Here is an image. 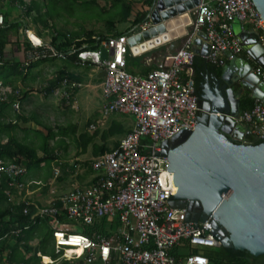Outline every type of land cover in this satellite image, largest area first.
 Returning <instances> with one entry per match:
<instances>
[{
  "label": "built area",
  "instance_id": "1",
  "mask_svg": "<svg viewBox=\"0 0 264 264\" xmlns=\"http://www.w3.org/2000/svg\"><path fill=\"white\" fill-rule=\"evenodd\" d=\"M7 0H0L3 4ZM29 2L30 0H25ZM194 18L183 43L172 55L171 63L144 75L127 71L128 37L132 30L102 41L95 51L79 54L75 63L81 67L88 63L103 71L101 89L105 99L103 120L90 124L96 131L104 126L112 114L130 115L134 119L131 130L118 144L90 162L92 179L85 186L75 185L68 192L35 205L33 217L50 218L57 259L41 257V264H57L60 260L83 257L88 264H209L207 253L222 246L214 230L213 213L197 220L189 218L197 213L189 201L183 208L173 207V200L161 199L169 190L167 156L164 143L182 131H193L203 111L200 94L196 93L194 59L196 34L203 31L207 37L208 61L217 64L225 56L230 62L244 57V48L233 33L232 24L239 21L245 28L258 33L264 47V20L253 0H192ZM23 12L24 7L15 3ZM28 18H20L21 68H27L40 59H64L75 49L63 52L39 35ZM0 12V26H4ZM150 25H140L145 29ZM102 49L108 56L101 58ZM242 57V58H243ZM1 64V62H0ZM253 72L264 84V67L254 64ZM62 84L70 93L81 83L64 79ZM0 81V100L7 101L20 90H11ZM250 110L229 116L236 125H246L253 138L264 140V101L253 98ZM14 109L18 104L13 105ZM220 115L219 113H217ZM26 169L17 163L0 158V183L5 179L13 188L21 187L18 178ZM7 194H10L7 192ZM23 214H30L31 202L23 200ZM105 220L110 233L92 235L75 229L99 226ZM15 231H12L14 233ZM185 252V253H184ZM46 257L49 259L46 261Z\"/></svg>",
  "mask_w": 264,
  "mask_h": 264
},
{
  "label": "water",
  "instance_id": "2",
  "mask_svg": "<svg viewBox=\"0 0 264 264\" xmlns=\"http://www.w3.org/2000/svg\"><path fill=\"white\" fill-rule=\"evenodd\" d=\"M157 1L154 0L148 16L151 25L145 29L133 28V34L128 37L133 56L166 44L169 46L165 53H173L188 33L193 20L192 0H177L178 5L185 6L186 22L170 39L159 37L165 31L166 20L155 21L152 17ZM253 3L264 20V0ZM200 36L207 41L205 34ZM242 37L240 31L237 38ZM261 50L264 52L263 46ZM252 54L259 56L253 51ZM107 56V50L102 49L101 58ZM261 65L264 67V62ZM103 74L100 71L98 77ZM202 87L203 111L199 112L194 130L182 131L164 143L169 190L161 199H174L172 206L178 208L189 201L191 210H203V215L190 211L189 218L194 220L213 213L214 230L222 246L246 250L254 256L264 255V141L256 144L257 139L247 126L236 125L229 117L240 112V96L245 90L251 98L264 101V84L253 72L251 63L239 57L222 66L213 86Z\"/></svg>",
  "mask_w": 264,
  "mask_h": 264
},
{
  "label": "trees",
  "instance_id": "3",
  "mask_svg": "<svg viewBox=\"0 0 264 264\" xmlns=\"http://www.w3.org/2000/svg\"><path fill=\"white\" fill-rule=\"evenodd\" d=\"M76 1V0H74ZM73 1V2H74ZM19 3L24 7L23 15L25 17H32L34 24H41L44 28L51 30L50 44L56 49L63 52L70 51L74 48L76 51L73 54L68 55L64 59V66L60 68L57 73L49 80L47 86H45V94H48L54 88L63 86L62 81L68 79L69 81H76L81 83V78L78 73L73 72L70 68L80 67L75 62L79 60V54L84 51H95L98 49L99 44L102 41H106L111 37H116L124 34L125 32H119L116 30L117 24L130 22L131 29L139 27L141 23L146 19L147 15L153 8L154 0H144L143 6H147L145 11H137L133 19L131 18L134 11V4L132 1L125 0H111L110 9L104 10L101 8L97 10L99 13L96 16L98 20H106L107 34L96 33L93 30H83L82 35L77 32L64 33L58 30L53 20L58 15L56 0H7L0 7V12L4 15L5 24L0 26V81L3 86L10 85L15 80L19 79L22 85L26 82L31 70L42 66L47 62H55L56 58L40 59L28 66L27 68H21V62L16 57L8 58L6 55V48L13 45L16 42L17 50L20 49V21L12 19L14 9H9V6L15 7V3ZM7 7H4V6ZM68 9L71 11L74 6L71 1H66ZM22 13V12H20ZM39 34V33H38ZM40 35V34H39ZM42 36V35H41ZM14 39V42H13ZM152 50L143 56L151 54ZM143 56H137L134 58H141ZM133 58L130 51L126 55V60ZM93 64L88 63L84 66L85 69L93 68ZM157 65L149 67L147 72L156 69ZM214 69L217 74L221 72V67L210 61L197 62L195 56L194 59V81L196 93L200 94V81L201 70ZM146 72V73H147ZM20 74V78L17 76ZM101 81V79H96ZM12 85V84H11ZM22 87V86H21ZM77 92L74 89L70 96L73 97ZM244 93L240 96V112L250 110L253 106L254 99L251 98L250 92ZM30 92L28 90H20V95H11L7 101L0 100V111H5L8 106L13 108L15 103L21 102ZM1 117V113H0ZM23 115L19 114L18 119L15 122L4 123L0 120V158L19 164L26 169V173L18 178V182L21 183L25 175H28L30 171L41 168L45 163L55 161V137L58 136L51 128H45V134L38 132V137L41 139V144L36 146L34 142H29L27 139H20L14 131L18 126L19 119H22ZM23 121H26L23 118ZM34 120L36 116H34ZM59 131V130H58ZM37 133V132H36ZM59 133V132H58ZM60 133H63L62 128ZM124 133V128L119 123H113L106 129L101 137L105 141L109 137L115 134ZM94 134H97L95 131ZM94 134L92 136H94ZM6 135L5 142L1 141V136ZM92 136L86 134H80L79 138L82 142V151L86 150V146L92 141ZM61 141V140H59ZM264 140H257L256 144L263 142ZM52 145V146H51ZM114 148V147H113ZM112 149V148H111ZM105 144L95 146L93 148L94 155L98 156L105 151L111 150ZM39 151L42 152L39 155ZM86 170L91 172L90 163H84ZM69 167L72 171L75 166L70 167L63 165L65 168ZM60 178V177H59ZM15 188L8 185L7 180H3L0 183V264H41V257L49 256L52 260L57 259L58 255L54 252V239L52 235V229L50 226V218H37L33 217L35 212L34 204L30 206V214H23L24 201L14 203L11 200ZM9 192L10 194H7ZM105 220L99 226L95 227H81L80 233L92 235L95 231L108 234L110 231L106 229ZM12 231H15L12 233ZM33 242H36L33 245ZM209 257V264H264V255L254 256L246 250H237L233 247L227 248L220 246L216 249H212L207 253ZM88 264L83 257L72 260H60L57 264ZM93 264H101L100 262Z\"/></svg>",
  "mask_w": 264,
  "mask_h": 264
},
{
  "label": "rangeland",
  "instance_id": "4",
  "mask_svg": "<svg viewBox=\"0 0 264 264\" xmlns=\"http://www.w3.org/2000/svg\"><path fill=\"white\" fill-rule=\"evenodd\" d=\"M66 1L72 2L74 6L73 10L70 11L68 9L69 7L68 5H66ZM73 1L74 0H56L57 10L59 13L54 18L53 23L58 30L64 33L77 32L80 35H82L83 30H93L95 31V34L99 32L102 34H107L106 20H98L96 19V16L99 13L97 10L101 8H104L105 11L110 9L111 0ZM125 1H132L134 4V11L132 12L130 19L134 18L135 13L137 11H145L148 9L147 6H143L144 0ZM17 13L19 14L20 12L19 9L16 8L14 10L12 19L20 21V15H18ZM21 14L23 15V12ZM149 15L150 13L147 15L143 23L151 22L150 18L148 17ZM34 16L35 13H33L32 17ZM191 18L193 19V14H191ZM27 22L32 24L37 33L42 35L46 40H50L51 30L49 28H44L41 24H34L33 21H31L29 18ZM131 28L132 27L130 22L120 23L116 26V30L119 32H125ZM240 30L241 26L239 21H234V35L237 36ZM162 47L165 50L168 47V44L163 45ZM7 50L8 58H17V56L19 55L16 47V42H14L13 45H10ZM155 52L157 51H153L151 54L148 55H150V57H156ZM155 63L158 64V62ZM63 66L64 61L60 59L56 60L55 62L44 63L42 66L37 67L35 70L32 71L34 74L33 81L27 80L22 85L20 80L17 79L11 83L12 85H9V87H11V90H18V88L19 90H22L25 88L34 96V99H32L31 108L33 112H35L36 118L39 120V123L41 125L40 127L42 128L41 130H43V132H46V127L51 128L58 135L55 150H61V163H58L57 161H49L45 163L41 168L30 171L28 173L27 180H31L30 184L33 185L32 189L35 191H37L35 187L38 184L41 185L43 182H46L48 179L51 178L53 179V186H57L59 184L58 178H62V176H64L70 181L68 184H66V187L69 188L70 183H74L76 182V179L80 180L82 177H84V172L87 168L83 164L88 163L89 165L90 160L92 159L93 147L103 144L101 135L106 129L109 128V124L112 122V120L116 118V120L122 122L125 127L130 125L133 120V117L130 115L112 114L105 119L104 126L98 125L96 130L97 134H94L95 131L90 130L89 126L90 124L95 123V121L97 120L104 119L102 107L105 103V99L103 97L101 88L97 85L98 81L83 78V76H87L85 70H80L79 68H70L73 72H79L82 74L79 75L82 84L79 88H77V92L73 97H71L70 95L68 97L63 95V92L68 90L63 86L54 88L48 94H45V86H47L49 80ZM141 69V58H134L133 56V58L128 59L127 71L137 74L140 73ZM17 76L20 78V74H18ZM21 86H24V88ZM33 126L37 127L36 124H34ZM61 128L63 133H60ZM32 134L33 133L30 134L32 141L36 146H39L41 144V139L37 135ZM80 134H86L90 137L94 134V136H92V141L88 143L85 151H82V142L79 138ZM24 135V131H17L18 138L23 139ZM121 135L122 134H115L112 137H109L105 143L107 145H110L113 140L119 139ZM39 154H42V152L39 151ZM62 163H64L63 165H67L70 167L75 166V168L72 171L71 169H69V167H66L64 171L63 165H61ZM54 170L57 171V173L53 174ZM90 175L92 176V174L88 171L87 177H89ZM79 183L81 184L82 181H80ZM52 190L54 192L49 193V191L48 193L51 195L58 193L55 189ZM33 194L35 196V193ZM42 201L43 203L47 204L45 202L46 200ZM75 232H79L78 229H75ZM35 244L36 242H33V245Z\"/></svg>",
  "mask_w": 264,
  "mask_h": 264
},
{
  "label": "crops",
  "instance_id": "5",
  "mask_svg": "<svg viewBox=\"0 0 264 264\" xmlns=\"http://www.w3.org/2000/svg\"><path fill=\"white\" fill-rule=\"evenodd\" d=\"M1 6H2V4L0 5V7ZM4 7H7V6L5 5ZM8 8L12 9V10L16 9V8H13L12 6H9ZM18 15H20L19 18L22 17L21 13H19ZM193 18H194V14H193ZM232 28H233V24H232ZM240 31L243 32V37L240 40V42H241V44H242V46L244 48V56H251L250 57V63H252L253 65L254 64L261 65V63L264 62V52L261 50V45H260V42H259L258 33L256 31H254L253 29L249 28V27L243 28L242 26H241V30ZM202 32L203 31H200L199 33H197L196 37H195L196 38V43L194 45V50H195V53H196L195 55H196L198 63L199 62L201 63V62H204V61H208V59L206 58V54H207L206 40H204L203 38H200L201 37L200 35H201ZM184 39H185V37H184ZM183 40H182V43H183ZM7 48H6V55H7V51H8ZM153 50L157 51V52H155L156 57L155 56L150 57V55L143 56L144 54H146V53H148V52H150L152 50L144 52V53L138 55V56H143V57L141 59L142 69H141L140 73H137V74H139V75L146 74V72L148 71L147 69L149 67L153 66L154 64L157 65V68H160V66L167 67L168 65H170L171 59H172V55H173L174 52L166 54L165 50L163 49L162 46L158 47L156 49H153ZM252 51L254 53H256V54H259V56L255 57L252 54ZM18 53H19L20 56L18 55L17 57H19L21 59V54H20L19 51H18ZM134 57H137V56H134ZM126 61H127V65H128V60H126ZM155 62H158V64L155 63ZM228 63H229V61L226 59L225 56L220 58L218 66L221 67V72L219 74H217L214 69L203 68L201 70V73H200L201 74V76H200L201 77V81H200V96H201V94L203 93V90H204L202 86L205 85V84H209V85L213 86L215 84V78L219 77L221 75V73H222V66L225 65V64H228ZM78 68L80 70L82 69V70L86 71V75L87 76L86 77L83 76V78H85V79H91L93 81L96 80V79H101V78L98 77L100 71H98L96 69H93V68L85 69L84 67H81V66L78 67ZM35 69L36 68H33L31 70V73L29 74V76L26 79V81L27 80L28 81H30V80L33 81L34 80V74H33L32 71L35 70ZM76 73H78L79 75H82L79 72H76ZM130 73H132V72H130ZM133 74H135V73H133ZM97 85L101 88V81H99ZM22 87L24 88V86H22ZM23 90H26V89L24 88ZM246 93H248V92H246ZM32 99H34V96L31 93H29L21 102H19V107L17 109H14L11 106H8L5 109V111H0V113H1L0 120H2L4 123L15 122L16 119H18V115L19 114L23 115L22 119H19V121H18V126L15 129L14 134L17 136V131H19V130L24 131L25 135L23 136V139H27V141H29V142H32V138H31V135H30L31 133H33L34 135L38 136V132L40 131L41 133L45 134V132H43V130H41L42 128L40 127L41 125L39 123V120L37 118L36 119L38 121L34 120L35 112H33L32 108H31L32 107L31 106ZM117 115H121V114H117ZM23 118H25L26 121H23L24 120ZM114 122L115 123H119V124H121L123 126L124 133H122V135H121V137L119 139L113 140L110 145H107L105 143L107 140L104 141L102 139V137H101V139L103 140V144H105L110 149L115 147L118 144L119 140L121 138H123L131 130V128L133 127L134 119L132 120V123L130 125L126 126V127L124 126V124L122 122H120L119 120H116V118L113 119L112 122L109 125H112ZM34 124H36L37 127L33 126ZM6 139H7L6 135L1 136V141L2 142H5ZM55 139L57 141L58 136H56ZM60 152H61V150L60 151L59 150L58 151L55 150L56 159L53 162L57 161L58 163H61V161H60V154L61 153ZM39 155H41V154H39ZM94 157H96V155H94L93 149H92V159L90 160V162L93 160ZM63 164L64 163H62L61 165H63ZM53 172H54L53 174L57 173V171H55V170ZM89 173H91V172H89ZM87 175H88V170H85L84 177H82L80 180L76 179V182H74V183H70V187L69 188L66 187V184H68L70 181L67 178H65L64 176H62V178L61 177L58 178V182H59L58 185L59 186L58 185L57 186H53L54 185V184H52L53 179L51 178V179H48L46 182H43L41 185L40 184H38L37 186L34 185V186H36L35 189L37 191L32 189L33 185L30 184L31 180L28 181L27 180L28 179V175H25L24 178H23V181L20 183L21 187L15 188V191H14L13 195L11 196V200L14 203L19 202V201H23V200H28L29 202L39 206V205L45 204V203H43L42 200H46L45 202L47 203L50 200H53V199L59 197L60 195L68 192L69 190H71L73 188L74 185L85 186V185L89 184V182L92 179V176L90 175L89 177H87ZM80 181H82L81 184L79 183ZM25 189H26L27 192L25 191ZM52 189H55L56 192H58V193L54 194V195L49 194V193L54 192ZM33 193H35V196H34Z\"/></svg>",
  "mask_w": 264,
  "mask_h": 264
},
{
  "label": "bare ground",
  "instance_id": "6",
  "mask_svg": "<svg viewBox=\"0 0 264 264\" xmlns=\"http://www.w3.org/2000/svg\"><path fill=\"white\" fill-rule=\"evenodd\" d=\"M155 7L156 9L152 14L153 19L155 21L166 20L165 31L159 37L170 39L178 34L186 22L185 6L178 5L177 0H158ZM45 260L48 261L49 259L46 257Z\"/></svg>",
  "mask_w": 264,
  "mask_h": 264
},
{
  "label": "flooded vegetation",
  "instance_id": "7",
  "mask_svg": "<svg viewBox=\"0 0 264 264\" xmlns=\"http://www.w3.org/2000/svg\"><path fill=\"white\" fill-rule=\"evenodd\" d=\"M251 65L254 66L252 63H251ZM236 88H237V85H236ZM246 92H247V91L245 90L244 93H246ZM174 144H175V142H174ZM197 213H198V214H202V215L204 214L203 210H198V209H197Z\"/></svg>",
  "mask_w": 264,
  "mask_h": 264
}]
</instances>
